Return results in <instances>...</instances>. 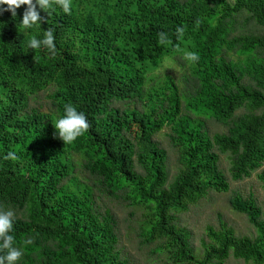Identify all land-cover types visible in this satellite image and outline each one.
<instances>
[{
  "label": "trees",
  "instance_id": "obj_1",
  "mask_svg": "<svg viewBox=\"0 0 264 264\" xmlns=\"http://www.w3.org/2000/svg\"><path fill=\"white\" fill-rule=\"evenodd\" d=\"M24 10L0 15V205L17 213L10 233L24 253L17 264H132L94 190L145 206L142 235L172 264H225L230 256L264 264V209L252 199L229 203L255 235L208 228L202 256L177 224L209 192L228 191L220 156L232 181L264 163V0H73L70 15L56 7L32 28L21 24ZM177 26L186 29L179 40ZM48 28L55 54L29 49ZM160 32L172 43L161 45ZM185 51L199 60L186 61ZM165 58L184 68L180 85L151 75ZM44 91L47 109L35 103ZM68 103L91 127L64 144L53 122ZM241 108L247 112L236 114ZM195 117L227 130L211 136ZM166 126L179 155L171 178L167 153L153 140ZM9 151L18 159H5ZM65 152L82 156L88 186H78ZM258 178L264 188V170Z\"/></svg>",
  "mask_w": 264,
  "mask_h": 264
},
{
  "label": "rangeland",
  "instance_id": "obj_2",
  "mask_svg": "<svg viewBox=\"0 0 264 264\" xmlns=\"http://www.w3.org/2000/svg\"><path fill=\"white\" fill-rule=\"evenodd\" d=\"M248 28H241L240 33H246ZM256 30V29H255ZM258 32L262 29L258 28ZM228 56L234 60H242L244 56H237L233 53H228ZM159 77L161 80L166 76L172 77L177 85L181 84V80L186 76L183 67H180L170 58H165L151 74ZM48 92L44 91L38 94L35 98V103L46 108ZM34 101L30 105H35ZM134 105L135 102L131 101ZM129 104H120V107H128ZM247 112L245 109H239L236 114ZM204 124V129L209 135L226 132L227 128L224 125L218 124L211 118L195 117ZM54 124V122H53ZM170 129L168 126L153 136L159 146L164 149L168 156V169L170 178L174 175L178 164V152L173 148L168 139ZM63 158L71 165L73 176L77 179L79 187L88 186L87 174L82 169V156L77 153H64ZM220 168L223 170L228 183L229 189L227 192L217 193L209 192L206 197L192 204L189 208L178 214L177 224L179 227L186 229L190 234V242L195 249V254L199 257L203 254L204 244L210 243V238L207 236V229L212 228L214 231L231 229L237 237L255 235L254 228L248 223L244 214L234 211L230 207V200L234 197L242 199H252L258 206L264 209V188L258 175L264 170L263 165L253 172L249 177L239 181H232L229 173V161L226 156H220ZM94 193V199L100 206L101 210L109 209L117 221L118 243L117 250L121 256L127 258L132 264H172L168 259L165 251H156L157 243H147L142 235L143 226L147 220L146 214L149 212L145 206L134 205L130 202L121 199H115L105 193ZM225 264H252L246 263L243 260L235 259L232 256L228 258Z\"/></svg>",
  "mask_w": 264,
  "mask_h": 264
},
{
  "label": "clouds",
  "instance_id": "obj_3",
  "mask_svg": "<svg viewBox=\"0 0 264 264\" xmlns=\"http://www.w3.org/2000/svg\"><path fill=\"white\" fill-rule=\"evenodd\" d=\"M22 6H25V10L22 15L21 24L25 28H32L33 26H40L42 23H47L48 16L56 10V7L62 9L65 14L70 15L73 10V0H0V15L4 12H10L15 17L17 15V9ZM41 11L46 13L47 16H42ZM185 31L186 29L183 26L176 27L175 35L178 40L183 38ZM157 36L158 42L161 45L172 43L168 33L160 32ZM54 41V31L52 28H48L44 31L43 39H38L33 35L29 39L27 47L33 50L43 47L54 55L56 52ZM184 59L195 63L199 60V54L185 51ZM53 127L59 139L64 144H70L84 135L91 125L83 112L78 111L74 105L68 103L64 107V115L55 121ZM5 159L15 161L18 159V156L16 152L9 151ZM16 219L17 213L14 209L5 208L0 205V253H4L0 255V264H17L24 254L21 249L14 246V236L10 234L13 231L14 221ZM30 242L26 241V243Z\"/></svg>",
  "mask_w": 264,
  "mask_h": 264
}]
</instances>
